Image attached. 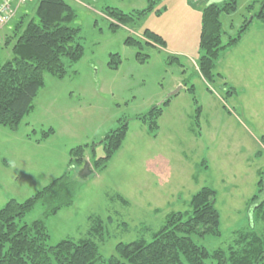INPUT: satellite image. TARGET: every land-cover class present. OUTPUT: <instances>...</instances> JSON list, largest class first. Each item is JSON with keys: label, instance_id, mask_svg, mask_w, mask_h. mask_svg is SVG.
<instances>
[{"label": "rangeland", "instance_id": "obj_1", "mask_svg": "<svg viewBox=\"0 0 264 264\" xmlns=\"http://www.w3.org/2000/svg\"><path fill=\"white\" fill-rule=\"evenodd\" d=\"M38 1L29 0L18 10L5 27L8 34L20 12L35 16ZM67 1L76 14L71 24L79 27L83 55L66 68L63 77L44 72L32 110L16 132L0 126V208L11 198L26 199L65 174L75 183L71 204L47 216L44 203L38 202L21 222L43 219L48 244L65 238L87 239L106 258L114 253L117 242L150 239L169 213L191 210V194L206 185L216 191L220 233L196 238L198 243L208 250L238 248L244 234L264 231L262 215L255 216L257 220L250 215L251 197L260 186L264 194L262 21L254 17L248 27L251 38L220 52L215 71L224 78L207 82L197 69L196 23L201 13L188 8L187 0H167L156 11L114 29L99 13L98 3L85 6ZM252 1L238 0L236 11L222 14L227 34L237 33ZM149 28L164 35L166 45H143L140 50L148 58L138 62V50L125 40L127 36L145 40L142 33ZM2 40L0 63L11 56V46ZM115 52L121 62L111 68L108 60ZM177 77L182 84L194 86L196 103L182 85H176L173 90L180 87L178 94L164 105L159 129L151 134L135 117L160 104L173 91L167 89ZM223 81L236 93L227 96ZM124 120L128 131L123 143L107 166L94 173L90 147L96 145V157L104 155L99 142ZM49 128L54 132L40 140ZM75 146L85 148L81 162L70 159Z\"/></svg>", "mask_w": 264, "mask_h": 264}, {"label": "trees", "instance_id": "obj_2", "mask_svg": "<svg viewBox=\"0 0 264 264\" xmlns=\"http://www.w3.org/2000/svg\"><path fill=\"white\" fill-rule=\"evenodd\" d=\"M146 1L145 7L125 11L115 5H105L101 13L114 29L156 11L155 7L160 0ZM28 2L29 0L19 8L20 11ZM199 4H193L201 12L197 69L205 81L215 82L216 78H224L215 71L220 52L240 41L254 17L264 24V0H253L247 5V14L243 15V22L234 35L227 34L221 16L236 11L238 0L206 2L198 7ZM18 17L11 26V34L7 33L5 27L13 19L3 28V36L1 34L2 42L11 46V56L0 63V126L12 132L18 130L24 116L32 110L33 100L44 84V72L63 77L67 73L66 68L71 67L83 55V46L77 37L79 27L71 24L76 14L67 0H39L35 16H29L23 11ZM142 35L145 40L132 36H127L125 40L126 44L138 50L135 55L138 62H144L148 58L140 50L143 45L161 47L165 44L162 35L151 29H145ZM170 57L178 60L175 55ZM108 61L111 68H116L121 62L119 53H111ZM223 82L221 88L227 96L236 93L233 86ZM183 85L196 103L194 86ZM170 99L171 97L164 99L135 118L142 120L150 133L155 135L159 129L158 120L163 107ZM197 109L199 112L200 105ZM127 125V120L120 122L102 138L99 143L104 155L96 157V145L90 147L93 156L90 164L94 173L105 168L108 160L119 149L127 134ZM53 132L52 128L43 131L40 140ZM83 147H73L69 152L70 159L81 162L80 155L85 149ZM260 187L250 201V215L255 220L258 214L264 220V194ZM74 190L75 183L63 174L24 200H7L0 208V264H264V231L244 234L239 239V242L244 240L238 248L229 245L226 250H208L205 245L196 241V238L205 234L220 233L219 212L215 206L216 191L206 185L191 194V210L169 213L166 222L153 232L150 239L117 242L114 253L106 258L87 239L75 241L65 238L54 245L48 244L50 235L43 219L21 222L38 202L44 203L45 215L55 214L71 204Z\"/></svg>", "mask_w": 264, "mask_h": 264}, {"label": "crops", "instance_id": "obj_3", "mask_svg": "<svg viewBox=\"0 0 264 264\" xmlns=\"http://www.w3.org/2000/svg\"><path fill=\"white\" fill-rule=\"evenodd\" d=\"M72 1H74V2H78L79 4H81V5H85V6H87L88 5V3L90 4V3H93V4H96V3H98V5L100 6L99 8V10H102V8L105 6V5H115V6H117V7H119L120 9H122V10H131V9H136V8H140V7H138V6H146V4H147V1L146 0H117L116 2L117 3H114V2H111V0H87V2H81V1H77V0H72ZM191 1H193V0H187V1H184V3H185V5L188 7V8H196L195 6L193 7V4L194 3H197L196 1H193L192 3H191ZM168 1L167 0H160V2L158 3V4H160V6H165L166 5V3H167ZM200 2V1H199ZM202 2H204V3H215V2H211V1H209V0H201V2H200V4L202 3ZM123 4H124V7H123ZM136 4H141V5H136ZM158 8V7H157ZM196 13H197V15L199 14V12L198 11H196V10H194ZM21 13V12H20ZM99 13H101V11L99 12ZM201 13V12H200ZM101 15H103V13H101ZM104 16V15H103ZM199 17H201V16H199ZM223 21V20H222ZM200 18H199V20H198V23H196V37L198 38V31H199V28H200ZM223 23H224V21H223ZM149 29H151V28H149ZM152 30V29H151ZM193 30H195V29H193ZM193 30H191V32L193 31ZM248 30H249V28L245 31V33L243 34V36H242V38L243 39H245V38H251V36H252V34H250V33H248ZM157 33V32H156ZM157 34H159V35H162V34H160V33H157ZM246 36V37H245ZM162 37L164 38V40H165V37H164V35H162ZM240 39V41L238 42V43H236V45L235 46H233V47H237L238 45H240V42L243 40V39ZM165 45H166V40H165ZM162 47H164V46H161V48ZM165 48V47H164ZM226 50H229V49H226ZM226 50H224V51H226ZM175 52V54H180L181 52H179V51H174ZM171 53H173V52H171ZM196 72H197V74H198V71L196 70ZM198 76H200L199 74H198ZM183 80V79H182ZM181 80V78L180 77H177V80L176 81H174V83H173V85H171L167 90H173L174 89V87L177 85H182V87L181 88H185V90H186V86H184L182 83H183V81ZM177 94H178V92H177ZM163 97V96H162Z\"/></svg>", "mask_w": 264, "mask_h": 264}, {"label": "built area", "instance_id": "obj_4", "mask_svg": "<svg viewBox=\"0 0 264 264\" xmlns=\"http://www.w3.org/2000/svg\"><path fill=\"white\" fill-rule=\"evenodd\" d=\"M28 0H0V40L1 30L17 15L19 8Z\"/></svg>", "mask_w": 264, "mask_h": 264}, {"label": "water", "instance_id": "obj_5", "mask_svg": "<svg viewBox=\"0 0 264 264\" xmlns=\"http://www.w3.org/2000/svg\"><path fill=\"white\" fill-rule=\"evenodd\" d=\"M179 88H180V87L175 88V90L168 92V94H167L166 96H164L163 100H164V99H167V98H170V97L174 96L175 94H177ZM163 100H162L161 102H163ZM88 164H89L88 162H86V163L84 164L83 172L87 171Z\"/></svg>", "mask_w": 264, "mask_h": 264}]
</instances>
